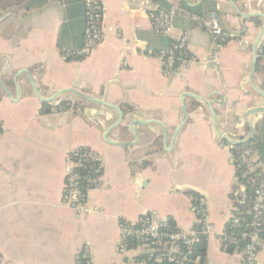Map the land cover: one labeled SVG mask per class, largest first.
<instances>
[{
  "label": "crops",
  "instance_id": "0c3cea01",
  "mask_svg": "<svg viewBox=\"0 0 264 264\" xmlns=\"http://www.w3.org/2000/svg\"><path fill=\"white\" fill-rule=\"evenodd\" d=\"M231 1L239 12L227 0H101V40L76 59L64 49L82 44L83 0H0V80L10 92L0 86V264H139L140 247L119 248L121 223L151 214L189 229L199 209L212 226L205 264H245L219 238L234 214L235 167L212 118L232 140L261 121L264 111L247 112L264 106L248 80L264 0ZM170 7L216 13L227 38L214 50L205 28L180 16L156 34L149 11ZM181 32L186 58L166 70L159 53ZM30 78L53 98L42 101ZM253 81L264 92V32ZM68 88L119 107V125L105 138L117 111ZM77 149L101 164L81 211L63 201Z\"/></svg>",
  "mask_w": 264,
  "mask_h": 264
},
{
  "label": "built area",
  "instance_id": "2783aa9c",
  "mask_svg": "<svg viewBox=\"0 0 264 264\" xmlns=\"http://www.w3.org/2000/svg\"><path fill=\"white\" fill-rule=\"evenodd\" d=\"M83 6V41L76 49H64L65 56L70 58L81 59L88 56L102 37L101 0H83ZM176 16L190 19L204 27L209 33L214 50L227 38L214 12L199 16L178 7H170L150 10L148 13L152 30L156 34L169 32ZM187 40V33L181 32L167 50L159 53V60L166 70L172 69L176 63L186 58ZM232 148L235 167L232 189L234 214L219 238L223 245L241 244L240 252L245 264H256L258 251L264 247V159L249 142L233 145ZM67 159L69 165L66 168L67 181L63 201L81 211L86 203V192L99 180L101 164L85 149L72 151ZM87 159L94 162V165L89 174L84 176L82 183L75 170L82 167ZM197 216L195 224L189 229L177 228L169 220L159 219L151 214L141 215L134 223H121L119 248L123 251L130 243L140 247L139 264H190L197 241L201 237L207 239L212 233L205 209H199Z\"/></svg>",
  "mask_w": 264,
  "mask_h": 264
},
{
  "label": "water",
  "instance_id": "95a60500",
  "mask_svg": "<svg viewBox=\"0 0 264 264\" xmlns=\"http://www.w3.org/2000/svg\"><path fill=\"white\" fill-rule=\"evenodd\" d=\"M227 1H229V2L231 3V5L234 7L235 11H238V12H239V10L237 9V7L233 4V2H232L231 0H227ZM263 32H264V25H263V27H262V31H261V33L257 36V38L255 39V41H254V43H253L252 59H251V65H250L249 74H248V80H249V83H250L252 89H253L254 91H256L257 93H259L261 96L264 97V92L261 91L260 89H258V88L255 86L254 81H253V73H254V70H255L256 62H257V46H258L259 40H260V38H261ZM24 72H25L26 74H28L27 71H24ZM28 75H29V74H28ZM29 76H30V75H29ZM29 80H30V84H31V86H32V89H33L34 93H35V94H36V95H37L42 101H50V99L53 98L54 95H53L52 97H49V98H43V97H41V96L39 95V93L37 92V89H36V87H35L33 81L31 80V78H30ZM0 86L3 88V90L5 91V93H6L7 95L10 94L8 88L4 85V83H3L1 80H0ZM16 89L19 91L18 85H16ZM66 90L73 92L74 94H76L77 96H79L80 98H82V99H84V100L91 101V102H95V103H100V104L105 105V106H107V107L113 108L114 110L117 111V113H118V118H117V120H116L112 125H110V127L107 128V130H106V132H105V138H106V134H107V132H108L109 130H111L112 128L118 126L119 123L121 122L122 117H123V113H122V111L120 110L119 107H117V106H115V105H112V104H110V103H108V102H106V101H104V100H102V99L91 97V96H89V95H86V94H84V93H81V92L76 91V90L71 89V88H68V89H66ZM210 111L212 112L211 109H210ZM263 111H264V106H261V107L254 108V109L248 111L247 113H251V112L262 113ZM185 118H186V109H185V107L183 106V122H184ZM137 123H140V121H134L133 124L131 123V125H134V124H137ZM212 123H213V127H214L216 133H217L219 136H221L223 139H225L226 141H228V142H229L230 144H232V145H238V144H242V143H247V142H249L250 139L252 138L253 127H252V125H251L250 123H248V125H249V127H250L251 134H250V136H249L247 139H243V140H232V139H230L226 134H224V133H222L220 130H218V128H217V126H216V124H215V119H214V118H212ZM182 124H183V123H181V125H182ZM181 125H180V126H181ZM180 126L178 127V129L180 128ZM132 132H133V131H132ZM133 135H134V137H136V134H135V133H133ZM115 144H117V145H119V146H125V145H126V143H124V142H120V141L115 142Z\"/></svg>",
  "mask_w": 264,
  "mask_h": 264
},
{
  "label": "trees",
  "instance_id": "16d2710c",
  "mask_svg": "<svg viewBox=\"0 0 264 264\" xmlns=\"http://www.w3.org/2000/svg\"><path fill=\"white\" fill-rule=\"evenodd\" d=\"M166 7L167 6H165L164 8H166ZM182 7H185V8H187L190 11L197 12V8L195 7V5L188 6V5L182 4ZM84 12L85 11H84V6H83V16H84V24H85V14H84ZM84 31H85V25H84ZM83 36H84V32H83ZM82 41H83V37H82ZM254 129H255V132H254L252 138L250 139L249 143H251L253 145V147L257 151V153L261 156V158L264 159V112L262 114L261 121L255 126ZM92 165H94V162H92L91 160L87 159L84 162V165L82 167H77L76 168L75 171L79 175L80 182L83 183L84 176L86 174H89L90 170L92 169ZM245 218L248 219L247 217H245ZM262 236L264 237V217H263ZM224 246H225V252H227V253L233 252V250L236 249V248H238V249L241 248V244L236 245V244H233V243H226ZM206 247H207L206 238L201 237L197 241V243L195 244L194 253H193L192 257H191V263L190 264H205Z\"/></svg>",
  "mask_w": 264,
  "mask_h": 264
}]
</instances>
